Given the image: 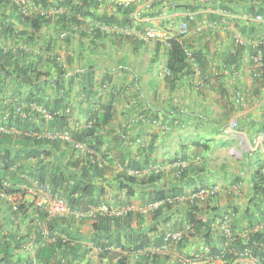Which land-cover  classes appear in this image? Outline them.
Returning a JSON list of instances; mask_svg holds the SVG:
<instances>
[{
	"label": "crops",
	"instance_id": "1",
	"mask_svg": "<svg viewBox=\"0 0 264 264\" xmlns=\"http://www.w3.org/2000/svg\"><path fill=\"white\" fill-rule=\"evenodd\" d=\"M120 7L132 10L133 30L154 27L177 36L183 48L195 54L197 66L174 75L166 67L163 42L140 40L133 32L125 36L114 29L101 30L96 18L113 15L122 20ZM22 9L35 11L33 6ZM90 10L93 15L76 14L78 23L70 22L67 29L51 19L34 31L18 22L9 6L0 4V47L13 55L6 66L9 75L0 74V126L31 93L41 104L69 110L66 129L76 141L93 128L94 117L111 106L109 121L94 126L91 135L102 139L94 154L105 166L102 170L88 167L86 151L51 137L57 130L51 119L31 104L20 116L23 125L5 126L9 133H0V192L6 189L21 212L13 214L8 198L0 194V257L8 252L7 264H116V257L99 255L92 239L99 234L104 243L107 238L94 231L90 218L74 213L47 216L50 199L25 190L32 185L30 178L48 169L77 177L86 171L98 199L91 207H134L126 215H110L116 219L104 223L108 238L125 245H132L133 234L146 236L142 249L110 247L124 255V264H260L243 255L233 261L210 257L204 228L192 226L181 244L163 238L166 232L185 230L190 224L192 200L199 207L197 218L214 235H224L226 225L242 237L248 232L243 210L256 171L264 172V67L258 72L255 60L261 50L264 61V11L260 13L264 0H132L128 5L99 0ZM189 14L193 18L187 21ZM186 21L187 28L179 30ZM5 24L12 25L15 33L3 31ZM62 32L65 36L60 37ZM56 56L61 58L60 68ZM22 68L33 83L12 72ZM35 72L41 74L36 82ZM232 120L238 122L236 128L229 126ZM40 138L46 143L36 144ZM181 161L186 168H181ZM152 174L159 178L148 183ZM128 176L137 183L124 179ZM207 186L217 189L211 202L192 198L194 191ZM159 191L167 197L155 200ZM47 225L70 240L42 263L36 251L46 240ZM152 254L157 256L154 260Z\"/></svg>",
	"mask_w": 264,
	"mask_h": 264
},
{
	"label": "trees",
	"instance_id": "2",
	"mask_svg": "<svg viewBox=\"0 0 264 264\" xmlns=\"http://www.w3.org/2000/svg\"><path fill=\"white\" fill-rule=\"evenodd\" d=\"M31 4L35 7L34 12H28L26 9H22V4L15 3L11 0H0L1 5L9 6L12 9L13 17L23 24L26 27L37 31L44 25L45 23L49 22L51 19H55L58 23H60L62 29H67L70 27V22L78 23L76 14L79 15H93V12L90 10V7L96 8L98 5L99 0H31ZM82 5H81V4ZM63 7L64 11L60 13L52 14H41L39 9L40 8H48V7ZM22 7V8H21ZM67 11V12H66ZM132 10L128 7H120L119 12L124 13L125 16L122 20L116 19L113 15H101L100 17L96 18V21L99 23L105 24H122L131 26V18H129V12ZM264 10H260V13L263 14ZM261 15V14H256ZM262 16V15H261ZM188 20V18H187ZM3 31L7 34H13L14 29L12 25L5 24L1 26ZM98 31V30H97ZM166 47V54H167V63L166 67L168 71L172 74H179L183 71L188 70L189 63L186 61L185 57V50L177 37L173 36L170 38L167 43L165 44ZM12 51L5 50L0 47V74L4 73L6 76L9 75V70L7 69V65L10 64L12 58ZM194 57L197 61V57L194 54ZM57 65V64H56ZM7 66V67H6ZM18 64H15V67ZM57 68H60L58 66ZM33 71V69H32ZM12 72H16V75L25 82H34L27 76V69L22 68V70H12ZM38 72H35V82L39 79ZM58 85V84H57ZM23 103L27 104L25 106V110L30 104H36L42 106L46 109H55L59 108V106H46L41 104V101L37 99L33 94L29 93L26 96V100ZM29 105V106H28ZM111 106H107L104 112L99 117H94L93 125L94 126H101L106 124L110 117H111ZM20 116L14 113L13 111L8 116V121L3 122L2 125L7 127H17L23 125V121L20 120ZM51 122L55 129L63 130L66 129L67 126V116H56L51 119ZM94 126L92 129L83 132L81 135L80 140H83L86 146L92 150L94 153L99 152V146L102 144V139L98 136H91L92 132L94 131ZM19 128V127H18ZM37 130V128H33V130ZM36 144L46 143L44 139H36ZM88 167L94 170H102L105 166L102 167L97 166L96 164L91 163L90 159H87ZM37 179L41 181H50V184L53 186V189L57 194L61 197H64L70 208L76 211H86L91 208V204H96L97 200L94 197V186L90 182L87 181V173L86 171H82L81 176L77 177L72 174L65 173L63 171H52L48 169L39 170L38 173L35 174ZM256 179L253 182L251 188V196L248 200L246 207L244 208L243 212L248 218V225L246 230L248 231L245 237L242 235L233 234L231 232L230 237H226L221 233L215 234L214 232L211 233L209 225L206 224L201 218H197L196 213L199 212V207L196 201L192 200L189 202V212L187 213V221L190 223L195 230H201L202 228L206 229L207 231L203 235L204 242L207 243L209 246V256L213 258H222L225 260L233 261L237 256H250L258 260L260 264L264 263V172L259 169L255 173ZM47 177V178H46ZM159 178V174H152L147 178L148 183H152ZM130 183H137V180L133 177L128 176L127 178L124 177ZM1 180V178H0ZM122 186H120L121 188ZM3 189L1 187L0 181V190ZM6 191V190H5ZM7 192V191H6ZM100 192V191H99ZM102 193V192H101ZM167 197V194L163 191H159L157 194L154 195L155 200H162ZM209 208V207H208ZM11 209V208H10ZM20 206L16 210H12L13 214H17L20 211ZM18 210V211H17ZM116 219V217L110 216H99L93 220L92 227L96 233L101 232V234H105L107 241L104 243L99 242V234H96V237L92 239L94 244L99 246L101 250L99 252L100 256H108V257H116L118 260L116 264H124V255H120V253L116 252L115 250H110V247H119L120 250L129 248L131 246L133 249L144 248L146 246V236L144 234H133L129 236V241L132 245L128 244L125 245L118 239H109V235L106 234L108 232L107 227L105 226V222L108 223L111 220ZM47 229L50 232H53L57 235L53 241H46L42 242L41 246L38 247L36 251V259L39 262L47 263L49 259L54 255L57 250H60L67 245L70 238L64 234L56 233L52 230L51 226L47 225ZM105 231V233H103ZM59 234V235H58ZM213 234V236H212ZM60 235H64L68 237L67 242L62 243L60 240ZM163 235L159 236L160 244L163 243L162 237ZM215 237V239L213 238ZM184 240V239H183ZM181 240L179 244L183 242ZM212 241H214L212 243ZM117 245V246H116ZM180 249L184 247V243L179 246ZM1 249V248H0ZM207 253V255H208ZM72 255L74 253L72 251ZM9 253L3 251L2 256L0 257V264H7ZM152 260H154L157 256L152 254ZM74 257H72L73 259ZM150 256H147V259ZM71 259V260H72ZM156 261V260H155ZM153 264V263H152Z\"/></svg>",
	"mask_w": 264,
	"mask_h": 264
},
{
	"label": "built area",
	"instance_id": "3",
	"mask_svg": "<svg viewBox=\"0 0 264 264\" xmlns=\"http://www.w3.org/2000/svg\"><path fill=\"white\" fill-rule=\"evenodd\" d=\"M15 3H19L22 4L23 6H27L29 3V0H11ZM132 0H121V3L124 5H128ZM149 6V4H148ZM41 14H54V13H60L64 11L63 7H48V8H40L39 9ZM257 19H261V15H256L255 16ZM188 20L193 18L192 14H189L187 16ZM187 20V21H188ZM187 21L183 22L180 27L179 30L183 31L187 28ZM100 29L103 31H109L111 29H114L115 31H117V33L121 34V35H129L133 32V34L139 38L140 40H153L155 42H163L164 44L167 43V41L173 37V34L171 32L168 31H161L158 30L154 27H148L142 31L139 30H133L130 26H112L111 24H105V23H100ZM65 36V32H62L60 34V37ZM175 37V36H174ZM177 37V36H176ZM238 38V42H242L241 37H237ZM185 57H186V61L189 63V65L191 67H196L197 66V61L194 57V54L191 50L185 49ZM255 60H256V69L258 70V72H260L259 70H262L264 67V61L262 58V52L261 50H258L256 55H255ZM54 61L57 65L61 66V58L60 57H55ZM27 104L22 103L19 104L18 106H16L14 108V113L18 114L19 116H23L25 115V110H24V106H26ZM29 106V105H28ZM31 107L35 110H37L39 113H41V115L45 118V119H52L56 116H64L67 115V113L69 112L68 109H46L42 106L36 105V104H31ZM231 128H236L238 126V122L236 120H232L230 122L229 125ZM0 133H9V130L4 126H0ZM51 137L54 138H58L61 139L62 141H64L65 143L71 144V146L75 149H79L81 151H86V153H89L90 156H88V158L90 159L91 163L96 164L97 166L101 167L102 166V162L99 161L98 159H96V157L94 156V152L92 150H90L84 142H81L80 140H76L73 141L69 131L67 129H63V130H55L50 134ZM180 166L181 168H186V162L185 161H181L180 162ZM129 174H133V175H137L138 172L137 171H129ZM32 185L29 186L28 188H25V190H27V192L29 194H31L34 197H38L39 195H46L49 199L50 202L45 206V211L47 216H64V215H68L70 213H74L75 215H77L78 217H87L90 219H96L98 216H103V215H126L127 213H129L130 211H132L134 209V207L132 205H124V206H120V207H115V208H110L108 205L106 204H100L96 207H91L86 211H72L67 200L64 197L59 196L56 193H53L51 190V186L47 181H41L37 178H30ZM6 189H4L3 191L0 192L1 196L8 198L9 200V196L7 194V192L5 191ZM217 192V189L215 186H207V187H203L200 188L196 191H194L191 195L193 199H196L199 202H204V203H209L212 201V199L215 197ZM9 204L12 208V210H16L19 207V203L17 202V200L15 199H10L9 200ZM151 207H155V204L151 205ZM18 211V210H17ZM263 224H264V220H263ZM192 230V225L188 224L185 227V230H176L173 232H166L164 234V240L165 241H169V242H173V243H178L182 240L184 234L188 231ZM224 236L226 237H230L231 236V229L228 225L225 226L224 229ZM45 236H48V240H54L55 237L54 236H49L47 235V231L45 229L44 233ZM65 239H63L64 241ZM250 257V256H249ZM251 259H253V261H258L257 259L250 257Z\"/></svg>",
	"mask_w": 264,
	"mask_h": 264
},
{
	"label": "clouds",
	"instance_id": "4",
	"mask_svg": "<svg viewBox=\"0 0 264 264\" xmlns=\"http://www.w3.org/2000/svg\"><path fill=\"white\" fill-rule=\"evenodd\" d=\"M27 6H32V5H27ZM26 6V7H27ZM86 145V144H85ZM98 206V205H97ZM93 207H96V206H93ZM72 211H76V210H73V209H71ZM65 216V215H64ZM103 216H110V215H103ZM99 217V216H98ZM92 220V219H91ZM94 220V219H93ZM93 220H92V222H93ZM45 229H46V231H47V235H49V236H54L55 238H57V235L55 234V233H53V232H50L47 228H44V230H43V233H44V231H45ZM63 239H65L64 241H63ZM60 240H61V242L62 243H65V242H67V240H68V238L66 237V236H64V235H60ZM46 241H53L52 239L51 240H48V236H46Z\"/></svg>",
	"mask_w": 264,
	"mask_h": 264
},
{
	"label": "rangeland",
	"instance_id": "5",
	"mask_svg": "<svg viewBox=\"0 0 264 264\" xmlns=\"http://www.w3.org/2000/svg\"><path fill=\"white\" fill-rule=\"evenodd\" d=\"M31 2H32V1H31V0H29V3H28V5H32V4H31ZM0 175H1V173H0Z\"/></svg>",
	"mask_w": 264,
	"mask_h": 264
}]
</instances>
